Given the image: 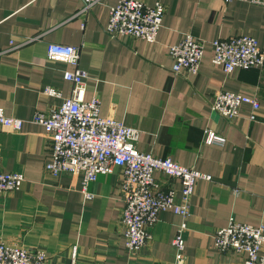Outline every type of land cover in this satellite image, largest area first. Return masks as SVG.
Masks as SVG:
<instances>
[{
  "label": "crops",
  "instance_id": "obj_1",
  "mask_svg": "<svg viewBox=\"0 0 264 264\" xmlns=\"http://www.w3.org/2000/svg\"><path fill=\"white\" fill-rule=\"evenodd\" d=\"M120 0H102L81 13L83 0H0V107L24 120L21 130L0 127V171L19 172L23 186L0 193V239L27 249L46 250L52 264H175L173 238L183 218L159 213L151 238L130 253L122 221L126 205L119 167L87 184L79 176L45 171L50 148L44 127L33 121L71 95L64 77L77 66L50 60V42L81 47L78 67L86 70V99L101 98V114L140 131L138 148L212 179L196 183L190 205L186 264H241L233 251L215 246L216 229L233 217L264 224V67L226 73L213 62L216 39L235 35L257 38L264 50V5L250 0H142L166 7L155 42L106 32L110 8ZM192 34L204 43L198 74H175L170 46ZM53 86L62 96L44 93ZM245 96L240 115L227 120L212 109L217 92ZM252 99L260 108L253 113ZM225 138L206 141V130ZM164 188L181 189L163 172Z\"/></svg>",
  "mask_w": 264,
  "mask_h": 264
},
{
  "label": "built area",
  "instance_id": "obj_2",
  "mask_svg": "<svg viewBox=\"0 0 264 264\" xmlns=\"http://www.w3.org/2000/svg\"><path fill=\"white\" fill-rule=\"evenodd\" d=\"M102 0H83L81 13ZM264 5V0H250ZM166 7L162 2L153 6L142 0H120L110 8L106 32L111 37L129 36L155 42L162 27ZM213 62L232 73L237 68H263L264 50L257 38L249 35H235L213 42ZM204 43L186 34L177 44L170 46L175 74H198L204 59ZM81 47L50 42L47 56L50 60H65L77 66L67 70L64 77L72 84L71 95L60 105L48 111H37L33 121L44 127L46 142L50 148V159L45 171L54 177L62 173L79 176L86 196H90L87 184L96 181L100 174H110L117 167L121 169V190L126 205L122 221L127 237L126 246L130 253L144 247L151 238L149 228L157 221L159 213L172 210L183 220L173 238L176 248L175 264H186V240L191 200L195 186L200 179H212L210 174L188 168L170 157H157L152 152L138 148L140 131L123 121L101 114L102 101L98 95L86 99V80L89 73L78 67ZM44 93L61 97L60 90L53 86L44 88ZM247 98L241 94L222 90L217 92L212 109L227 120L233 121L240 115V106ZM253 113L260 108L257 99H252ZM24 120L7 114L0 107V127L19 131ZM206 141L224 144L225 138L213 130H206ZM160 171L180 181L181 189L164 188L157 181L155 172ZM25 181L23 173L0 171V193L20 189ZM215 246L221 252L233 251L241 256V264H264V224L241 223L233 217L228 226L216 229ZM75 254V252H74ZM73 254L71 264H76ZM0 264H52L46 250L27 249L12 245L0 239ZM99 264H109L101 261Z\"/></svg>",
  "mask_w": 264,
  "mask_h": 264
}]
</instances>
